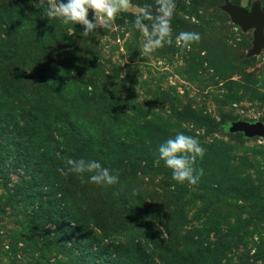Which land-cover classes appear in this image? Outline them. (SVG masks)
I'll return each mask as SVG.
<instances>
[{
	"label": "rangeland",
	"instance_id": "374dc122",
	"mask_svg": "<svg viewBox=\"0 0 264 264\" xmlns=\"http://www.w3.org/2000/svg\"><path fill=\"white\" fill-rule=\"evenodd\" d=\"M256 1L264 7V0H240V6L249 10ZM132 2L136 5L119 13L111 27L83 37V25L50 21L39 0H0V48L8 50L4 24L16 60L35 57L55 68L63 59L52 47L65 46L76 90L83 92L92 74L96 90L91 86L87 92L114 99L110 114L95 109L86 115L131 135L141 163L131 187L147 206L165 215L175 211L180 246L194 248L202 262L264 261V140L228 130L235 121H264V49L247 57L253 30L243 32L231 22L221 9L224 0H175L172 45L141 55L144 37L134 27L135 16L146 3L153 9L155 4ZM93 16L90 11L89 19ZM74 28L78 36L69 35ZM181 31L198 32L200 42L181 52L175 45ZM43 32L50 33L39 41ZM177 133L195 136L206 150L195 165L203 169L196 185L178 183L162 160L157 163L159 145ZM15 180L10 177L11 184ZM24 219L17 205L6 203L0 186V264H65Z\"/></svg>",
	"mask_w": 264,
	"mask_h": 264
},
{
	"label": "trees",
	"instance_id": "16d2710c",
	"mask_svg": "<svg viewBox=\"0 0 264 264\" xmlns=\"http://www.w3.org/2000/svg\"><path fill=\"white\" fill-rule=\"evenodd\" d=\"M231 2L240 6V0ZM4 26L8 50L0 48V186L28 229L39 233L45 248L65 264H214L202 262L191 246H180L183 238L171 216L175 211L165 215L147 206L131 187L141 165L131 135L109 121L106 129L86 115L95 109L103 115L113 111L114 99L87 92L91 86L96 90L92 74L84 79L83 92L77 91L65 46L52 47L63 59L55 68L35 57L16 60L8 43L10 29ZM222 130L228 134L227 127ZM66 158L98 161L119 174V183L103 187L82 183L76 174L61 175L57 169L67 167Z\"/></svg>",
	"mask_w": 264,
	"mask_h": 264
},
{
	"label": "clouds",
	"instance_id": "9594fccd",
	"mask_svg": "<svg viewBox=\"0 0 264 264\" xmlns=\"http://www.w3.org/2000/svg\"><path fill=\"white\" fill-rule=\"evenodd\" d=\"M191 0H186L190 4ZM43 8V15L50 21L59 19L63 24L83 25V37L89 36L99 28L107 29L121 12H128L134 7L132 0H39ZM152 4L146 3L135 16L134 27L144 37L141 45V55H150L159 48L173 43V29L171 19L176 9L175 0H154ZM94 14L89 19V12ZM202 14V10H201ZM73 34L69 29V35ZM201 36L198 32L181 31L175 36V45L183 52L190 49L194 43H199ZM205 149L200 141L191 135L177 133L158 147L159 161L172 170V178L178 183L187 182L196 185L203 175V169L195 167L197 159H203ZM66 168L57 171L64 176L76 174L82 183L90 182L98 186L109 187L119 183V174L110 168L104 167L98 161L84 159H65ZM85 174H89L85 181ZM119 195V192L114 193ZM162 231V229H160ZM163 232V231H162ZM256 264H264L258 261Z\"/></svg>",
	"mask_w": 264,
	"mask_h": 264
},
{
	"label": "water",
	"instance_id": "95a60500",
	"mask_svg": "<svg viewBox=\"0 0 264 264\" xmlns=\"http://www.w3.org/2000/svg\"><path fill=\"white\" fill-rule=\"evenodd\" d=\"M221 9L241 31L253 30L252 46L247 52V57L260 54L264 49V7H261L260 2H254L251 8L247 10L233 4L231 0H224ZM228 130L231 134L240 133L248 139L262 138L264 140V123L261 121H235L231 123Z\"/></svg>",
	"mask_w": 264,
	"mask_h": 264
}]
</instances>
